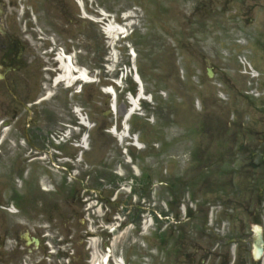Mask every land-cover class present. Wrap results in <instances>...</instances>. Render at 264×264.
<instances>
[{
  "label": "flooded vegetation",
  "instance_id": "1",
  "mask_svg": "<svg viewBox=\"0 0 264 264\" xmlns=\"http://www.w3.org/2000/svg\"><path fill=\"white\" fill-rule=\"evenodd\" d=\"M56 1L61 2L52 0V7L57 6ZM0 2L3 8L0 24L5 28H8L7 24L15 25L22 1ZM214 3L217 2L202 0L199 9L206 11ZM262 3L263 0H221L220 7L212 6L208 12V18H213L214 29L221 35L222 51L230 56L219 58L220 62H213L210 67L203 57L206 78L201 76L205 71L203 66L195 67L199 81L195 86L199 103L195 120L197 137L207 136L216 145L213 156L206 151L212 149L210 146L198 147L199 159L205 169H215L216 178L205 173L203 185L196 192L191 190L190 199L181 197L183 195L173 197L166 210L162 208L158 212L151 204L147 208L144 206L148 212L156 213L155 223L161 238V244L142 250L148 253L143 258L148 264H264V12H254L257 8L264 9ZM195 9L196 4H192L189 14L192 31L196 27L194 24H200V21H192L196 16ZM7 28L5 32L0 31V75L5 85L10 84V79L19 84L22 70L30 69L35 59L30 51H26L17 33ZM241 39H245L244 45L240 43ZM193 55L199 58L196 51ZM13 103L20 101H0V109L6 115L4 121L11 123L9 128L13 129L7 138L10 142L0 146V264H98L94 259L97 254L92 253L90 245L89 218L95 211L89 209L88 198L95 193L106 200L108 221L114 226L120 224L122 229L136 222L139 227L143 221L142 212L139 217L134 213L131 218L129 208L140 207L142 202L137 203L138 199H142L145 190H153L155 183L147 174V178L144 177L143 171L138 177L123 160L109 156L104 161L106 180L96 169L84 173L87 181L75 176L80 187H71L69 191H77L81 202L77 201L73 209L63 207L61 232L66 241H53L56 244L47 252L40 241L35 244L32 236L37 234L34 219L29 218L24 224L14 222L15 225L9 219L10 214L1 210L18 199L21 215L29 212L30 195L27 180L24 181L26 151L22 150L16 129L22 114L17 108L10 111ZM100 113L102 115V110ZM100 121L106 126L105 117ZM4 170L9 173L7 177L1 176ZM119 173L125 175L122 180H117L122 177ZM97 177L104 185L95 181ZM141 179H144V185H140L138 180ZM126 186L132 190L129 196L123 191ZM84 191L90 192L88 198L82 196ZM199 192L205 197L201 201L194 196ZM22 229L27 230L28 237ZM44 231L51 233L50 239L58 232L54 226L39 232ZM165 235L170 239L175 236V244L169 245ZM29 238L32 239L30 242ZM11 239L15 244L8 243ZM64 243L80 254L59 253ZM40 249L42 255L47 252L45 257H37Z\"/></svg>",
  "mask_w": 264,
  "mask_h": 264
},
{
  "label": "rangeland",
  "instance_id": "2",
  "mask_svg": "<svg viewBox=\"0 0 264 264\" xmlns=\"http://www.w3.org/2000/svg\"><path fill=\"white\" fill-rule=\"evenodd\" d=\"M33 1L35 2L34 4H29L25 8V11H31V19L24 21L19 15L17 22L22 23V28L24 32L27 33L22 39L23 42H28L27 50H34V59L37 60V63H34L31 68L32 72L36 73V79L31 87H27L25 83L31 82L30 75H28V72L23 71L21 74V83L15 87L18 93H23L21 97L25 99H33L37 97L41 100L45 94L43 84L46 76L45 71L48 68L47 59L49 58L45 53V48L50 46L47 44L48 42H46L45 38H43L48 37L47 34L52 32L53 36H55L54 40L58 45H63L64 47H67L68 50H72V48L69 47V44L74 43L73 48L77 49L79 46L78 37H80L81 41L84 38L85 31H88V34H92L93 36L96 33L94 47L96 49L95 51H97L100 56L101 64L105 62L106 55L109 52L107 50V43L106 40H104V34L100 29V26L94 23L92 20L85 19L83 17L81 18V11L78 9L79 7L76 3V0H69L70 3L68 6V15L59 13L62 8L61 6L64 5L62 1L60 8L58 9L59 11L54 9L56 11L51 10L50 13H47L46 10L42 9L45 1ZM192 2H194V0H85L84 7L90 16H93L95 13L96 15H99V11L97 10L103 9L112 13L113 16L115 15L117 19H121L120 13L124 12L125 10L129 11L130 14L137 13L139 15L138 17L140 19V27H136V31L130 39L138 53L136 60L138 70L141 73L142 81H144V86L150 89L153 94L152 102L156 121V124H154L156 128L155 131L161 133L160 130L162 128L160 126L166 124L168 127H170L169 124L171 125V128L167 129V133H169L168 139L162 141V133L160 137H157L156 144L158 149L155 150L157 151L156 153L155 151L154 153L148 151L142 152L140 154L141 156L138 155L139 161L137 162V165L140 166L139 172L142 173V171H144L145 174L150 176L153 183H155V186L153 190L147 189L144 191V193H142V199H138L137 202H142V205L139 204L140 207L130 208V210H132L130 213L132 215L131 218L134 216V213L137 214L138 217L140 216L141 212H144V215L145 213H150L144 208V206H146V208L150 207L148 204H151L154 209L157 208L158 212H160L162 208L166 210L167 203L171 198L174 197V194L177 193V196L179 194H183L184 196L190 197L192 194L190 190L193 189L196 192L197 189L203 185L208 174L211 175L213 179L216 178L213 174L215 169L213 170L209 167L205 169L199 159L201 156L199 149L197 151V147L202 146L206 148L210 146L212 149H207L206 151H208L209 156H213V150L215 149L216 145L213 144L207 136L205 138L197 137V122L195 121L197 118V113L196 110L193 111L190 108L193 106V98L195 95V91L193 89L194 79L190 74L192 73L194 67L203 66L204 70L206 67L203 63V60H200V62L194 61L191 51L199 50V47H201V52L207 53L214 63H219L220 59H222L224 56L221 50L222 47L220 45L221 35L218 31L214 32L215 29L212 22L210 23L206 21L207 23L205 25L194 24L196 27L194 26L195 29L193 31L190 28L188 18L189 12L191 11L190 3ZM262 4L264 6V0ZM135 7H138L139 10ZM93 11H95V13H93ZM206 14L207 12L203 10L196 12V16L192 19V21L198 22L200 18ZM47 15L50 16L47 17ZM50 20L56 21V26L58 27L60 33L56 31L57 27L53 26ZM83 20L85 23H82ZM69 27L71 28L68 30ZM62 28L68 31H61ZM79 29L85 30L83 35H78ZM177 43L179 44L177 45ZM123 53H125V51H123ZM79 57L81 58V56L78 54L77 58ZM123 60L126 64H130L131 62V60L128 58H124ZM81 62L82 63L79 64L82 66H90V62L85 56L84 59L82 58ZM206 72L207 71L203 73L204 76H207ZM178 74H180V77ZM101 76L103 84L111 82L109 77L103 74H101ZM96 85H88L86 88H83L81 93H75L71 96L68 94V89L59 86L57 88L59 93H57L54 98L49 99V101L44 100L43 104H40L36 107L37 109H42L43 112H49L53 115L59 111H70L71 107L76 103L82 106L85 104L87 91L90 90L97 95L98 85ZM122 85L125 86L124 89H122L123 91L128 90L129 87L134 88V82L130 80L127 81L123 79ZM118 90V102H120L124 92H120L121 89ZM105 97H107V95ZM11 99H13V97L9 94L8 90L0 86V101H12ZM97 104L99 111L102 105L99 102ZM184 107L185 109H181ZM14 108L22 110L21 118L25 120L26 118H24V114L27 112V110L13 103L10 107V111H12ZM3 113L4 110L0 109V118L4 117ZM62 115L64 116L65 114ZM117 115L119 116V114ZM43 116L44 115H41V117ZM57 116L59 117V114ZM58 117L55 116L52 122L54 125L56 120H58L57 124L58 126H61L62 120L60 117ZM96 117L99 119L98 117H100V115ZM114 118L115 116H113V120H115ZM177 118L179 120H177ZM26 120H30L31 123L42 122V120H37L30 117ZM158 123L160 126H158ZM3 132L4 131H2L0 135H2ZM96 140H98V143ZM47 144L52 145L54 143L47 141L46 145ZM92 144V151H89L88 155L83 157L89 165L91 163V165L94 166L92 168H97V172L102 173L103 178L105 179L106 171L104 168V161L105 159H108L107 156H113L111 150H113L115 146L109 143L108 147L104 149L105 145H101V140L99 139V136H97V133H95V137H92L90 141V145ZM23 150L27 151V153L31 151L28 146L24 147ZM195 150L198 152V158L196 157ZM193 154L195 157H193ZM120 157L115 158L121 161L123 157ZM149 157H152L153 159L152 165L148 159ZM110 158L112 159V157ZM31 161L34 163L28 162L30 175L33 171H37L38 173H48V168L45 164L47 161H40L35 159L34 156L31 157ZM155 161L158 163L156 164ZM47 164H49V162ZM205 173L207 174L206 176ZM145 174H143V176ZM7 175H9V173L6 170L1 171L2 177ZM50 175L51 174L49 172L47 177H49L50 181L53 182L51 192L48 194L42 192L38 187V183L36 182L34 186L36 187L37 184L38 188L32 192L34 199H29L30 201L28 204L30 205V208L28 209V214L25 216L20 214H16V216L9 215V219L13 224L18 222L24 224V222H27V219L30 218L32 220L35 218L34 225L38 230L43 226H49V223L51 222L50 220L56 222V220H58L56 217L59 216V210H61L62 213L63 207H71L72 209L75 208L74 205L77 201H79V196L77 197V191L71 193L69 190L71 187L78 189L80 187V181L74 179V177L70 179L62 176L63 178H60L57 183V181H54L56 180V177ZM34 176H36V174ZM124 177L125 175L119 177L117 180H122ZM42 178L45 179L44 176H42ZM49 178H46L45 180ZM85 181L87 180L85 179ZM95 181L99 182L100 180L97 177L95 178ZM138 181L140 182V185H144L142 183L144 179ZM101 184L104 185L102 181H100L99 185ZM171 184H176V186H178L174 189L175 192H173V189H170ZM89 194L90 192L84 191L82 196L85 197L86 195V198H88L87 196ZM194 196H196V199L200 201L205 198L200 192ZM80 202L81 201H79V203ZM15 204L19 205L18 199L16 200ZM1 210L4 211L3 209ZM54 218L56 220H54ZM99 222L102 223L100 220ZM133 225L138 227V223L136 222ZM134 226H127L124 230H122L123 232H120L123 236L120 237L117 235L119 239H116L118 242V247H123V250H126L125 259L127 264H131L129 256L133 253H135V255L137 254V252L129 251L136 250V247H138V249L141 247L145 248L148 245V242L154 243L153 247H155L159 243V239H161L156 237V235H160L157 233V229H149L148 237L143 236L144 239L140 241L139 237L136 236L137 233L135 232V228L132 230V227ZM75 229L76 228L73 230ZM43 234H46V232H37V235ZM46 235L49 236V234ZM166 237L167 240H169V245L175 244L173 240L175 239V236H172V239H168V236ZM133 238H135V243L132 241ZM8 243L15 244V241L11 239L8 240ZM128 243H131V246L128 245ZM116 249L117 247L114 246L113 252ZM143 252H141V259L142 255H145ZM136 263L140 264L138 262Z\"/></svg>",
  "mask_w": 264,
  "mask_h": 264
},
{
  "label": "bare ground",
  "instance_id": "3",
  "mask_svg": "<svg viewBox=\"0 0 264 264\" xmlns=\"http://www.w3.org/2000/svg\"><path fill=\"white\" fill-rule=\"evenodd\" d=\"M78 2L80 3V5L82 6L83 4V1L82 0H78ZM115 27H112L111 26V22H109V25H107V33L111 36L112 35V29H114ZM118 32H116L115 34H117ZM72 55H66L64 52L62 53L61 51L58 52V58L57 60H53L52 61V65L50 67L47 68V74L49 75H53L52 71L54 70L56 73V77H55V82L56 81H64L67 83V84H70L72 83L75 79L77 80H89V81H92L93 78L90 77V74L87 72V69L85 68H82L80 67L78 64H76L74 62V59H72ZM72 59V60H71ZM138 80V79H137ZM140 81V80H138ZM140 85L143 84L142 81L139 82ZM48 89V87H47ZM107 91H110V92H114L113 91V88L112 87H109L107 88ZM50 92L47 94L48 98L50 97ZM138 98L139 97H136V98H130V103H131V109H130V112H134L136 107H137V104H138ZM84 137V136H83ZM86 141V138L84 137V139H82V142H85ZM116 240V238H115ZM115 240L112 242L111 244V249H109V251H112L113 250V247L114 245L117 243L115 242ZM91 244L94 245L95 247L97 246V243H96V239H92L91 240ZM95 252H97V250H95ZM95 260H99L98 261V264H101L105 261L104 260H101L100 261V258L99 256H95L94 257ZM103 259V258H101ZM116 264H119V263H116Z\"/></svg>",
  "mask_w": 264,
  "mask_h": 264
}]
</instances>
